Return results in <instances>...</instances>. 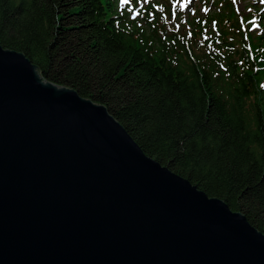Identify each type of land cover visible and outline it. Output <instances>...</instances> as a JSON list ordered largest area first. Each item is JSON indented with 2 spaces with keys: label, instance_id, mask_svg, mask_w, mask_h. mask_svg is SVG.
Wrapping results in <instances>:
<instances>
[{
  "label": "water",
  "instance_id": "1",
  "mask_svg": "<svg viewBox=\"0 0 264 264\" xmlns=\"http://www.w3.org/2000/svg\"><path fill=\"white\" fill-rule=\"evenodd\" d=\"M0 264H264V234L0 45Z\"/></svg>",
  "mask_w": 264,
  "mask_h": 264
},
{
  "label": "trees",
  "instance_id": "2",
  "mask_svg": "<svg viewBox=\"0 0 264 264\" xmlns=\"http://www.w3.org/2000/svg\"><path fill=\"white\" fill-rule=\"evenodd\" d=\"M115 2L0 0V45L105 106L148 157L264 234V61L257 70L236 20L219 24L232 9L214 12L216 51L206 53L202 29L186 38L159 18L138 26Z\"/></svg>",
  "mask_w": 264,
  "mask_h": 264
}]
</instances>
